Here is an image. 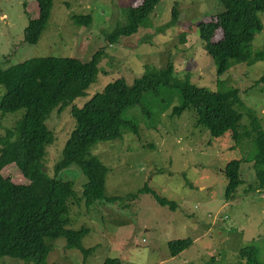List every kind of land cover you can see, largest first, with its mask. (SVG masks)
Instances as JSON below:
<instances>
[{
	"label": "rangeland",
	"instance_id": "rangeland-1",
	"mask_svg": "<svg viewBox=\"0 0 264 264\" xmlns=\"http://www.w3.org/2000/svg\"><path fill=\"white\" fill-rule=\"evenodd\" d=\"M142 1L52 0L47 25L37 42L29 43L23 33L28 19L37 15L36 0H0L1 66L42 55L89 60L97 50L102 51L101 69L87 95L75 98L60 111L54 109L45 120L53 140L45 144L42 158L49 177L73 184L76 200L68 201L67 226H86L82 245L90 250L67 246L65 237L58 236L47 260L55 264H103L107 257L116 256L121 264H226L239 260L241 246L254 244L264 264V190L255 186L251 162L241 161L242 182L232 200H225L224 166L247 155L252 150L250 141L236 144L230 132L213 137L208 128L198 125L193 109L173 113L181 97L166 88L145 93L140 103L124 112L126 119L138 124L139 133L127 130L122 138L98 142L92 149L109 167L106 197L117 202L86 207L78 202L87 181L81 168L73 164L56 174L55 165L62 159L74 126L70 107L83 106L115 78L124 77L132 86L147 65L159 67L171 61L180 77L189 74L193 83L216 89L215 61L204 48L198 25L216 18L222 9L219 0H159L149 15L150 25L111 42L107 36L125 22L124 10ZM75 14H91L92 24H75L71 19ZM259 17L263 26L251 40L253 49L264 45V12H259ZM223 36L220 26L212 39ZM263 70L264 60L237 62L220 77L240 90L245 106L253 110L264 130V83H255ZM22 112L3 115L0 111V135L15 125ZM246 121L244 114L241 124ZM3 174L16 184L29 183L13 163ZM156 197L176 206L160 204ZM183 237H191V244L172 255L168 242ZM0 264L34 262L5 255Z\"/></svg>",
	"mask_w": 264,
	"mask_h": 264
},
{
	"label": "trees",
	"instance_id": "trees-1",
	"mask_svg": "<svg viewBox=\"0 0 264 264\" xmlns=\"http://www.w3.org/2000/svg\"><path fill=\"white\" fill-rule=\"evenodd\" d=\"M159 0H143L137 6L124 10V23H119L107 36L111 42L122 36H131L139 27L150 25L149 15ZM222 6L216 18L198 25L207 53L216 65V89L199 86L188 75L176 74L175 65L146 66L143 74L129 86L124 77L109 82L103 91L94 94L83 106L72 105L70 113L74 126L63 147L62 159L55 165L56 174L71 165L81 168L86 176L82 196L78 202L91 207L98 202L115 203L118 199L106 197V179L109 167L92 149L101 141L122 138L127 130L139 133V126L124 117V112L141 102L144 94L157 93L161 88L179 94L181 103L173 107L180 115L193 109L198 125L209 129L213 137L230 132L236 144L250 141L252 150L242 159H232L224 166L227 178L225 200H232L241 184V161L251 162L256 178L255 186L264 190V130L251 108L245 106L240 90L227 83L220 75L237 62L252 63L264 60V45L253 49L251 40L262 29L259 12H264V0H219ZM37 15L30 17L23 39L35 43L50 17L52 0H36ZM175 15V9L172 10ZM75 24L90 26L91 14L72 15ZM224 36L213 40L217 27ZM158 29L161 31L163 27ZM101 49L91 59L67 55L31 56L9 66L0 65V111L3 115L23 109L15 125L0 135V257L8 255L34 264H55L47 260L53 240L64 236L67 246L90 250L82 245L86 226L68 227V201H75L73 184L44 171L42 158L45 144L53 140L45 120L54 109L67 107L79 96H86L88 88L97 80L100 71ZM255 83H264V70ZM168 103L165 104L167 107ZM165 107V108H166ZM247 123L241 124L243 115ZM244 140V141H243ZM243 141V142H242ZM15 164L29 183L16 184L3 174L9 164ZM145 192H149L145 189ZM163 205L175 203L156 197ZM192 242L191 237L171 239L172 255ZM239 260L226 264H262L254 244L238 249ZM103 264H121L116 256L107 257ZM151 264H160L154 262Z\"/></svg>",
	"mask_w": 264,
	"mask_h": 264
}]
</instances>
